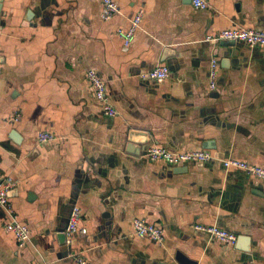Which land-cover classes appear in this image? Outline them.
Returning <instances> with one entry per match:
<instances>
[{
  "label": "crops",
  "instance_id": "0c3cea01",
  "mask_svg": "<svg viewBox=\"0 0 264 264\" xmlns=\"http://www.w3.org/2000/svg\"><path fill=\"white\" fill-rule=\"evenodd\" d=\"M115 1L120 12L109 21L101 0L3 1L0 176L15 184L13 211L31 239L19 247L0 213V264H75L73 252L92 264H264V181L223 165L264 167V50L207 40L234 27L264 31V0H212L206 11L188 0ZM140 10L125 52L117 31ZM160 65L168 79H141ZM91 69L117 117L95 99ZM41 132L57 140L40 144ZM151 146L209 150L214 159L173 167L148 161ZM75 206L87 233L69 247ZM135 218L160 225L165 243L139 238ZM195 225H217L237 242Z\"/></svg>",
  "mask_w": 264,
  "mask_h": 264
},
{
  "label": "built area",
  "instance_id": "2783aa9c",
  "mask_svg": "<svg viewBox=\"0 0 264 264\" xmlns=\"http://www.w3.org/2000/svg\"><path fill=\"white\" fill-rule=\"evenodd\" d=\"M212 0H192V6L198 11H206L209 9ZM102 2V19L104 21L111 20L114 16L119 14L120 7L115 0H101ZM144 11L140 10L129 22L126 29H119L117 35L123 41V50L129 51L132 43L135 40L136 33L141 28ZM2 26L0 25V34L2 33ZM210 42L221 41H235L248 45L249 47H259L264 50V31L252 30L245 28H230L221 31L216 35L207 37ZM219 61L213 57L209 67L210 88L215 90L217 88ZM170 76V69L166 65H160L149 73L141 75V79L150 80L154 82H162ZM86 79L94 92L95 99L100 103L104 115L108 118H115L118 116V111L110 101L107 91V85L98 72L91 69L86 74ZM21 115L17 112L13 116V121L17 122ZM55 135L48 132H41L38 136L40 144H46L56 141ZM145 158L150 162H163L169 166H184L190 164H204L214 159V156L209 150H191V151H171L161 146H151L146 150ZM226 170L237 169L243 171L252 178L264 181V167L254 166L244 161L228 159L223 161ZM15 184L11 178L0 176V213L4 219V229L11 233L17 240L19 247L26 245L31 239V229L14 214L11 204V191ZM82 211L79 207H74L68 225L65 230L66 243L72 247L75 237L79 233L86 234L87 230L81 227ZM133 228L135 234L139 238H145L155 243H165V232L158 224L149 223L143 218H135L133 221ZM194 229L205 234L211 238L219 241L222 244L234 246L237 242L238 236L226 229L217 225L204 226L195 225ZM75 264H92L83 254V252H73Z\"/></svg>",
  "mask_w": 264,
  "mask_h": 264
},
{
  "label": "water",
  "instance_id": "95a60500",
  "mask_svg": "<svg viewBox=\"0 0 264 264\" xmlns=\"http://www.w3.org/2000/svg\"><path fill=\"white\" fill-rule=\"evenodd\" d=\"M3 1L4 0H0V13H1V10H2V5H3ZM188 1H191L192 2V0H188ZM227 42H230V43H232V44H236V42L235 41H227ZM10 137L13 139V140H17L18 141V136H17V133L16 132H13V133H11V135H10ZM64 236H65V238H66V235L64 234Z\"/></svg>",
  "mask_w": 264,
  "mask_h": 264
}]
</instances>
